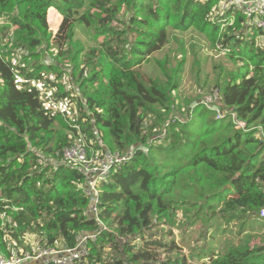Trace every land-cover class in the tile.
<instances>
[{
  "label": "trees",
  "instance_id": "trees-1",
  "mask_svg": "<svg viewBox=\"0 0 264 264\" xmlns=\"http://www.w3.org/2000/svg\"><path fill=\"white\" fill-rule=\"evenodd\" d=\"M219 1L0 0L2 253L9 241L26 250L25 236L71 249L100 229L86 176L61 159L78 127L93 151L129 160L97 184L107 230L87 239L76 264H264V33L245 29L238 12L219 16ZM50 8L73 21L67 69L51 57ZM75 24L90 45L74 40ZM195 34L230 65L214 66L225 75L213 105L222 120L178 95L182 39ZM33 82L68 103L64 114ZM193 228L200 241H175Z\"/></svg>",
  "mask_w": 264,
  "mask_h": 264
},
{
  "label": "built area",
  "instance_id": "built-area-1",
  "mask_svg": "<svg viewBox=\"0 0 264 264\" xmlns=\"http://www.w3.org/2000/svg\"><path fill=\"white\" fill-rule=\"evenodd\" d=\"M217 8L216 13L222 17L238 12L245 18V29L250 31L251 28H254L264 33V0H220ZM32 85L40 90L41 98L45 100L47 107H51L61 114H64L65 110L68 109L67 102L56 103L48 93L40 89L39 84L33 82ZM214 102L200 101L205 107L215 112L216 120L224 119L225 115L219 109H213ZM73 113L76 114L75 109H73ZM231 118L236 128L246 131L245 125L242 122H238L234 114L231 115ZM75 129L77 136L70 146L62 150L61 159L62 162L77 167L86 176L87 195L90 196L89 213L96 220L100 229L92 234H82L77 246L71 249L41 247L37 242H33L31 238L25 236L24 240L27 241V249L20 248L19 254H17L14 248L10 247L15 246V244H13V241H9L10 254L7 256L0 249V264H76L86 255L87 239L95 240L101 231L107 230L106 226L98 218L97 184L103 181L112 169L129 160V156L110 154L107 151L97 153L93 151L81 130L78 127H75ZM257 129L260 137L264 140L263 130L261 127H257ZM259 218H264V208L260 210Z\"/></svg>",
  "mask_w": 264,
  "mask_h": 264
},
{
  "label": "rangeland",
  "instance_id": "rangeland-1",
  "mask_svg": "<svg viewBox=\"0 0 264 264\" xmlns=\"http://www.w3.org/2000/svg\"><path fill=\"white\" fill-rule=\"evenodd\" d=\"M72 22L73 21L71 20L65 19L63 15L59 14L53 8L48 9L46 17L42 20V24L47 30V36H50V45L53 47V53L51 57L56 55L58 57L60 67L65 69H67L71 63V52L70 48H68L69 43L67 42V31L69 25L72 24ZM85 32L87 33L83 26L78 24L74 25V40H80L81 42H84L86 46H88L90 44L88 43ZM194 39L197 40L198 47L205 45V47L198 52L199 63L197 66H192L193 57L189 50L193 45ZM182 40V47L184 50H186V61L181 69L182 72L178 95L184 97H193L194 102L192 103L196 104L198 99L200 101L207 100L213 103L219 98L218 94H220V90H218L219 88L216 83L220 85L225 81L224 73L221 72L219 67L214 68V66L226 64V67H230V65H228V63L222 59V56H218L214 51H210L207 42L196 34L187 35ZM170 44H175V51L178 52L179 44L175 42H171ZM214 71H219L221 75L215 76ZM188 116H191V114ZM180 232L181 231L174 232V239L178 244H180L181 240L186 245H192L197 241H200L197 236L196 228L190 230L188 236L182 237Z\"/></svg>",
  "mask_w": 264,
  "mask_h": 264
},
{
  "label": "water",
  "instance_id": "water-1",
  "mask_svg": "<svg viewBox=\"0 0 264 264\" xmlns=\"http://www.w3.org/2000/svg\"><path fill=\"white\" fill-rule=\"evenodd\" d=\"M196 105H197L196 103H192L191 106H190V108L192 109V108H194ZM213 109H215V107H214ZM216 109H217V108H216Z\"/></svg>",
  "mask_w": 264,
  "mask_h": 264
}]
</instances>
